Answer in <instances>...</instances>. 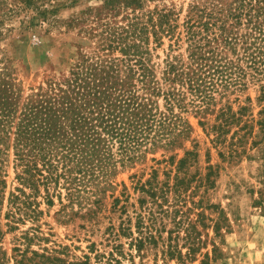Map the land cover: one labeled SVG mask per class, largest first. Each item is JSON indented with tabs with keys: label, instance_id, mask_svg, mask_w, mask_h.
<instances>
[{
	"label": "trees",
	"instance_id": "obj_1",
	"mask_svg": "<svg viewBox=\"0 0 264 264\" xmlns=\"http://www.w3.org/2000/svg\"><path fill=\"white\" fill-rule=\"evenodd\" d=\"M49 1L17 0L24 7ZM142 3L106 0L110 10L120 4L132 9L125 25L108 30V48L120 56L86 59L61 85L21 104L9 82L0 83V146L8 148L12 138L10 146L20 169L16 178L22 186L8 197L13 208L10 229L17 222L39 219L42 211L35 197L41 191L48 206L54 204V197L61 203L63 196L79 209L83 201L96 204L106 188L115 187V177L123 169L162 151L161 162L175 163L172 179V169L165 171L164 181L158 180L155 169L145 181L132 175L133 188L140 194L134 225L140 236L134 240L139 248L156 242L165 231L164 219L178 215L182 193L194 180L187 167L197 154L184 147L192 133L188 115L206 118L224 100L215 117L218 124L212 126L221 135L249 110L240 106L233 111L229 96L235 94L238 101L237 95L257 85V99L264 101V0H193L182 30L171 11L139 15L136 10L142 9ZM45 11L40 9L41 14ZM150 37L157 46L163 37L170 40L161 64L151 61ZM181 42L186 45L184 53L178 52ZM244 100L250 102V96ZM258 115L256 125L264 133V108ZM178 150H183L179 158ZM0 184L5 186L1 175ZM169 194H173L171 203ZM112 203L117 206L119 197ZM175 216V238L188 245L186 256L193 255L194 225L189 221L181 237L178 227L183 222ZM34 239L39 240L38 235L23 232L11 249L12 256L3 253L0 264L10 259L13 264H90L88 256L71 262L59 256V250H33ZM166 255L183 256L171 236Z\"/></svg>",
	"mask_w": 264,
	"mask_h": 264
},
{
	"label": "rangeland",
	"instance_id": "obj_2",
	"mask_svg": "<svg viewBox=\"0 0 264 264\" xmlns=\"http://www.w3.org/2000/svg\"><path fill=\"white\" fill-rule=\"evenodd\" d=\"M192 1L142 0V9L136 12L146 17L171 11L178 30H182ZM38 6L24 7L17 0L0 3V83L9 82L20 104L27 97L43 94L48 87L61 85L86 59L120 56L117 50L108 48V30L125 25L126 17L132 16V9L122 4L110 10L112 6L108 7L106 0H51ZM43 7L46 11L41 14ZM161 42L157 46L150 37V58L156 64H161L169 52L168 37ZM185 47L181 42L178 52L184 53ZM247 95L250 102L244 100ZM235 96L228 97L233 111L240 106H248L249 110L240 122L226 127L225 134L212 130L218 124L215 117L224 100L206 118L188 115L192 133L184 147L197 154L187 167L194 180L182 193L178 215L173 213L164 219L166 228L160 233L161 238L140 248L134 240L140 236L134 226L140 194L133 188L132 175L145 181L155 169L158 180L164 181L165 171L172 169V179L175 163L161 162L162 151L148 154L144 161L123 169L115 177V187L106 188L96 204L83 201L79 209L76 203L69 205L62 192L61 203L54 197V204L48 206L41 191L35 197L42 211L39 219L17 222L15 229H10L13 223L9 214L13 208L8 197L22 186L16 178L20 169L16 167L9 138L8 148L0 146V175L5 182V186L0 184V258L3 253L11 257L17 238L27 231L39 237L31 249L59 250V256L71 262L88 256L90 264H264V133L256 125L264 101L257 99V85L237 95L238 101H234ZM182 151H177L178 158ZM25 191L30 194L29 189ZM115 197L120 199L117 206L112 205ZM172 198L173 194H169L170 203ZM174 216L183 222L178 227L181 237L189 221L194 225L193 255L186 256L188 245L175 238ZM169 236L175 240L182 258L166 255ZM6 261L13 264L12 259Z\"/></svg>",
	"mask_w": 264,
	"mask_h": 264
}]
</instances>
